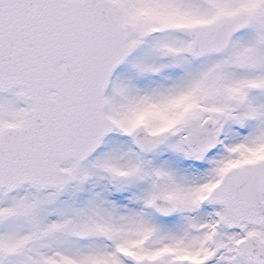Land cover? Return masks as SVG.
Returning <instances> with one entry per match:
<instances>
[{
    "label": "snow or ice",
    "instance_id": "snow-or-ice-1",
    "mask_svg": "<svg viewBox=\"0 0 264 264\" xmlns=\"http://www.w3.org/2000/svg\"><path fill=\"white\" fill-rule=\"evenodd\" d=\"M0 264H264V0H0Z\"/></svg>",
    "mask_w": 264,
    "mask_h": 264
}]
</instances>
